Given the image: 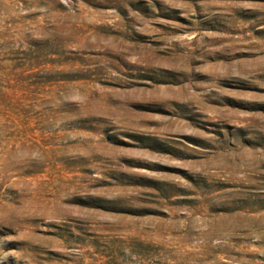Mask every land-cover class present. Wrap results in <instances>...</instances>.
<instances>
[{
	"label": "rangeland",
	"instance_id": "1",
	"mask_svg": "<svg viewBox=\"0 0 264 264\" xmlns=\"http://www.w3.org/2000/svg\"><path fill=\"white\" fill-rule=\"evenodd\" d=\"M0 264H264V0H0Z\"/></svg>",
	"mask_w": 264,
	"mask_h": 264
}]
</instances>
